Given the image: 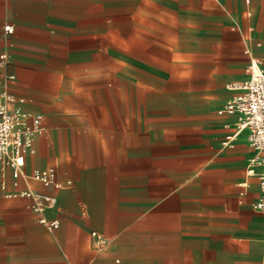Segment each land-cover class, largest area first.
Wrapping results in <instances>:
<instances>
[{"label": "crops", "instance_id": "obj_1", "mask_svg": "<svg viewBox=\"0 0 264 264\" xmlns=\"http://www.w3.org/2000/svg\"><path fill=\"white\" fill-rule=\"evenodd\" d=\"M251 58L264 0H0V93L41 115L0 167V264H264L255 150L218 113Z\"/></svg>", "mask_w": 264, "mask_h": 264}, {"label": "built area", "instance_id": "obj_2", "mask_svg": "<svg viewBox=\"0 0 264 264\" xmlns=\"http://www.w3.org/2000/svg\"><path fill=\"white\" fill-rule=\"evenodd\" d=\"M5 31H11V24L3 26ZM247 77L234 80L228 88L234 93L218 110L235 116L233 126L235 131L246 129L250 145L255 154L250 158V165L258 167L255 173L258 178L259 195L254 206L264 210V66L258 60L251 58L245 65ZM23 98L3 91L0 93V167L12 166L15 174L22 172L26 152L30 149L34 133L40 128L41 115L27 114L17 102ZM10 104V105H9ZM234 133L232 134V136ZM227 138H231L230 135ZM250 173H254L251 166ZM29 176L42 185L51 188L48 192L23 190L21 195L30 196L35 210L42 211L55 203V190L62 186L53 166L33 169ZM41 223L48 227L57 226V219L47 220L39 217Z\"/></svg>", "mask_w": 264, "mask_h": 264}]
</instances>
